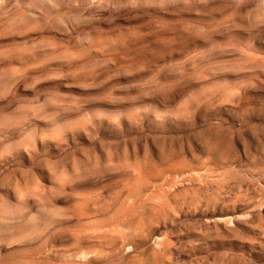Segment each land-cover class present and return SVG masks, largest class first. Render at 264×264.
I'll use <instances>...</instances> for the list:
<instances>
[{"label": "rangeland", "instance_id": "rangeland-1", "mask_svg": "<svg viewBox=\"0 0 264 264\" xmlns=\"http://www.w3.org/2000/svg\"><path fill=\"white\" fill-rule=\"evenodd\" d=\"M0 264H264V0H0Z\"/></svg>", "mask_w": 264, "mask_h": 264}]
</instances>
